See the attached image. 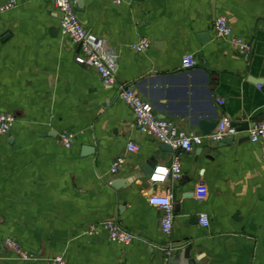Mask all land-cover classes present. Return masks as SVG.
Returning a JSON list of instances; mask_svg holds the SVG:
<instances>
[{
  "label": "crops",
  "instance_id": "crops-1",
  "mask_svg": "<svg viewBox=\"0 0 264 264\" xmlns=\"http://www.w3.org/2000/svg\"><path fill=\"white\" fill-rule=\"evenodd\" d=\"M75 2L117 80L158 117L196 133L201 119L226 116L248 128L264 119V0ZM219 15L252 45L247 56L215 35ZM141 37L150 46L135 52L131 44ZM78 51L60 32L52 0H15L0 13V111L16 118L0 135V264H46L57 254L66 264H264L262 145L242 140L246 129L230 142L205 140L180 153L177 180L154 179L177 151L134 127L116 86L77 63ZM185 53L194 54L195 67H182ZM63 131L75 135L68 147L58 141ZM128 141L138 150L128 151ZM118 156L125 160L112 172ZM165 191L174 204L169 236L148 201ZM105 220L135 238L111 241L101 226L86 232ZM6 237L36 259H15Z\"/></svg>",
  "mask_w": 264,
  "mask_h": 264
},
{
  "label": "built area",
  "instance_id": "built-area-1",
  "mask_svg": "<svg viewBox=\"0 0 264 264\" xmlns=\"http://www.w3.org/2000/svg\"><path fill=\"white\" fill-rule=\"evenodd\" d=\"M121 1L123 0H114L116 3H120ZM52 3L58 13L60 32L79 46L75 61L94 68L103 84L116 86L117 96L130 107L134 117L133 125L140 133L153 136L161 143H166L177 151L169 167H156V171L152 175L154 179L163 180L167 175H170L172 179L177 180L181 175L180 153L192 151L205 140L219 142L224 137L235 136L242 132L226 116L220 117L208 134L183 130L172 120L158 117L151 103L144 100L127 83L117 80L112 67L99 50V41L89 35L78 17L75 0H52ZM14 4L15 0H8L0 4V13L10 9ZM213 30L217 37L226 39L230 46L242 55L247 56L250 53L252 45L244 38L232 33L228 19L225 16L219 15L214 18ZM150 43L149 38L141 37L131 44V48L135 52H144L148 49ZM197 63V59L192 53H185L182 56V67L184 68L195 67ZM217 101L218 103H222L223 99L218 98ZM15 120L16 118L13 113L0 111V135L8 134L12 130ZM244 132L251 142L260 143L264 148V119L253 124L250 128L244 130ZM74 137L73 133L63 131L59 134L58 141L63 146L68 147L72 144ZM126 147L128 151L138 150V145L133 141H128ZM124 160L123 156L116 157L111 163L110 170L117 172ZM148 201L151 205L157 206L160 209V228L166 236H169L174 219V204L171 193L165 191L153 194L149 197ZM200 223L204 226L208 224L206 213H200ZM99 226L107 230L111 241L129 244L135 238L132 232L124 229L112 220H105L99 224L90 225L86 232L88 234L97 233ZM4 245L17 260L29 261L36 259L35 255L25 251L19 242L11 237L5 238ZM173 249L174 247L170 245L167 247L166 252L172 253ZM46 264H66V259L63 255L57 254L48 257Z\"/></svg>",
  "mask_w": 264,
  "mask_h": 264
},
{
  "label": "water",
  "instance_id": "water-1",
  "mask_svg": "<svg viewBox=\"0 0 264 264\" xmlns=\"http://www.w3.org/2000/svg\"><path fill=\"white\" fill-rule=\"evenodd\" d=\"M79 2V0H78ZM80 4V2L78 3ZM216 122L214 120H208V119H201L200 120V126H201V130H202V133L203 134H208L212 129L213 127L215 126ZM233 125H235L239 130H242V129H247L248 128V125L246 124H242V125H239V123H232ZM239 126V127H238ZM234 138V136H228V137H224L223 139H221L220 141L221 142H230L232 141ZM245 139H248V136H245L243 137L242 140H245ZM212 142V141H211ZM162 149L163 150H171L172 148L170 147V145L166 144V143H162ZM147 166V167H146ZM146 166H142L141 168L147 173L149 174L151 172V166L149 163H146ZM189 248V246L187 247V249ZM186 249V250H187Z\"/></svg>",
  "mask_w": 264,
  "mask_h": 264
},
{
  "label": "snow or ice",
  "instance_id": "snow-or-ice-1",
  "mask_svg": "<svg viewBox=\"0 0 264 264\" xmlns=\"http://www.w3.org/2000/svg\"><path fill=\"white\" fill-rule=\"evenodd\" d=\"M161 171H163V170H161Z\"/></svg>",
  "mask_w": 264,
  "mask_h": 264
}]
</instances>
